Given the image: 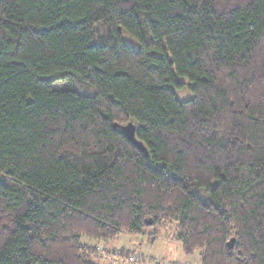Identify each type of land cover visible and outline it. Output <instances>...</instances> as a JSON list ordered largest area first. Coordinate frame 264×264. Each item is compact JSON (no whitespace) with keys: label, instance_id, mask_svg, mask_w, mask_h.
I'll use <instances>...</instances> for the list:
<instances>
[{"label":"trees","instance_id":"1","mask_svg":"<svg viewBox=\"0 0 264 264\" xmlns=\"http://www.w3.org/2000/svg\"><path fill=\"white\" fill-rule=\"evenodd\" d=\"M170 221L202 264H264V0H0V264Z\"/></svg>","mask_w":264,"mask_h":264},{"label":"rangeland","instance_id":"2","mask_svg":"<svg viewBox=\"0 0 264 264\" xmlns=\"http://www.w3.org/2000/svg\"><path fill=\"white\" fill-rule=\"evenodd\" d=\"M66 84V82H57L56 86L63 88ZM179 94L182 97L190 96L186 89ZM152 224L153 221L148 225ZM177 226V221L160 222L144 229L141 233L123 232L108 240H94L85 237L83 240L96 247L97 252L93 255L94 259L102 264H124L128 259L132 261L134 257L140 255L150 257L149 263L159 260L165 263L177 261L179 264H202L201 250L197 249L192 255L184 252L182 242L177 238L179 231ZM122 253H127V256H123Z\"/></svg>","mask_w":264,"mask_h":264},{"label":"water","instance_id":"3","mask_svg":"<svg viewBox=\"0 0 264 264\" xmlns=\"http://www.w3.org/2000/svg\"><path fill=\"white\" fill-rule=\"evenodd\" d=\"M116 127H118V125L116 124L115 125ZM136 125L134 122H129L127 124H124V125H121L120 126V131L122 133H124V135L127 137V139L133 144L135 145L136 147H138L140 150H142L143 152H145V154L148 156L149 155V152L147 150V147L145 146V144L140 141L139 139H137L136 137ZM148 224H151L152 223V220H148L147 221ZM235 239L232 238L229 242H228V245L229 247H232L233 246V243H234Z\"/></svg>","mask_w":264,"mask_h":264},{"label":"built area","instance_id":"4","mask_svg":"<svg viewBox=\"0 0 264 264\" xmlns=\"http://www.w3.org/2000/svg\"><path fill=\"white\" fill-rule=\"evenodd\" d=\"M138 261H140L139 256H136V257H134V259H132V262H134V263H136ZM149 264H171V263H167V262L165 263L164 261L157 260V261H153L152 263H149Z\"/></svg>","mask_w":264,"mask_h":264},{"label":"bare ground","instance_id":"5","mask_svg":"<svg viewBox=\"0 0 264 264\" xmlns=\"http://www.w3.org/2000/svg\"><path fill=\"white\" fill-rule=\"evenodd\" d=\"M103 259V258H102Z\"/></svg>","mask_w":264,"mask_h":264}]
</instances>
